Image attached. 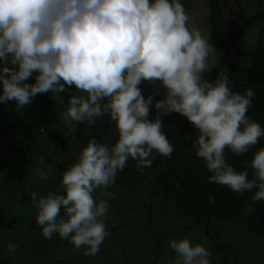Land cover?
I'll list each match as a JSON object with an SVG mask.
<instances>
[{
    "label": "clouds",
    "instance_id": "9594fccd",
    "mask_svg": "<svg viewBox=\"0 0 264 264\" xmlns=\"http://www.w3.org/2000/svg\"><path fill=\"white\" fill-rule=\"evenodd\" d=\"M189 19L181 0H0V103L14 101L22 110L51 92L60 105L61 94L74 88L80 94L67 99L62 119L95 125L107 115L118 136L111 146L88 141L62 174V194L30 193L46 239L58 234L85 255L99 253L109 235L103 222L109 207L94 192L114 185L130 158L143 171L154 151L171 157L161 119L171 113L198 130L195 154L210 182L237 193L257 189L252 199L264 200V148L245 165L251 178L225 159L226 149L238 156L264 137L247 116L255 93L234 92L227 70L205 79L216 50ZM145 82L154 86L147 97ZM167 246L174 254L169 264H211V252L199 243L169 239Z\"/></svg>",
    "mask_w": 264,
    "mask_h": 264
},
{
    "label": "trees",
    "instance_id": "16d2710c",
    "mask_svg": "<svg viewBox=\"0 0 264 264\" xmlns=\"http://www.w3.org/2000/svg\"><path fill=\"white\" fill-rule=\"evenodd\" d=\"M201 1L205 3L207 11L204 24L208 29L209 43L216 50L213 64L215 68L204 73L205 79L211 82L218 72L227 70L229 86L234 92L243 94L246 88H251L255 95L247 116L264 128V3H255L253 11L245 13L243 3L246 0ZM231 8L237 10L234 18L237 27L234 31L223 28V18L227 19ZM257 22H260L259 25ZM255 25V42L248 48H242L238 45L239 40ZM28 82L32 83L34 80ZM140 88L145 97L154 90V86L146 82ZM61 95L65 100L60 105L48 93L35 96L31 104L36 107L37 119L26 116L28 106L17 110L14 101L0 103V169L6 171L9 167L6 153L10 150L23 153V167L24 157L32 153L35 156L41 154L40 157L50 169L49 175L42 178L32 174L26 176L21 164L16 186L10 190L11 194L9 192V205L15 202L23 210L14 212L13 207L7 209L0 203V264L93 263L94 256L86 263L75 254L82 253L84 248L76 249L58 234H53L51 239L42 235L30 197L33 191L41 196L58 194L63 172L76 162L79 152L87 146L90 139L95 137L98 143L111 146L118 138L115 125L107 115L97 117L95 125H89L87 121L74 122L73 129L68 130L59 119L71 95L67 92ZM39 101H43L45 105ZM150 114L151 119L156 115V109L151 108ZM161 119L164 124L162 132L174 148L171 157L161 156L154 151L152 155L155 158L151 167H145L143 171L138 170L137 161L130 158L123 170L117 172L115 184L103 190L112 199L114 196L122 199L118 202V210L132 211L140 220H147V233L153 235L150 239L155 236L160 239L154 249L148 248L152 254L161 247L163 240H167L166 237H173L169 235L199 226L203 228L206 239L212 240L215 245L211 258L216 264H234L236 260H228L224 254V244L227 241L221 239L223 248L217 245L219 234L224 235L227 230L233 234L235 231L230 227L234 229L243 226L247 232L264 238V200L252 199L257 189L237 193L227 186L210 182L208 177L211 173L195 154L194 143L199 135L198 130L178 113L164 115ZM261 148H264V137L247 153L238 156L226 149V163L237 172L247 171L251 178L252 169L245 165L250 162L253 153ZM54 155L52 161L50 157ZM153 218H157L158 224L164 219L178 223L172 225V230L158 233L152 231ZM122 226L118 224L109 230ZM166 262L169 264L167 259Z\"/></svg>",
    "mask_w": 264,
    "mask_h": 264
},
{
    "label": "rangeland",
    "instance_id": "374dc122",
    "mask_svg": "<svg viewBox=\"0 0 264 264\" xmlns=\"http://www.w3.org/2000/svg\"><path fill=\"white\" fill-rule=\"evenodd\" d=\"M259 1L264 3V0H246L243 3L244 11H246L245 13L252 12L253 5H255V3L257 4ZM181 3L183 4L187 14L190 17L189 27L198 29L206 38H208V29L206 24H204V19L207 14L205 3L201 0H181ZM236 13L237 10L235 8H231L229 14L226 16L227 19L225 20L223 18L224 29H229L230 31L235 30V28L237 27V22L234 21ZM258 23L260 22H257L256 24ZM256 29V25L250 27L246 31L244 37L239 40L238 45L242 48H248L249 46H251L253 42H255V37L257 34ZM215 58V53H212L209 59V63L211 65L214 64ZM67 93H69L70 95L80 94L76 92L74 88L69 89ZM48 95L52 97L53 94L49 92ZM39 102H42L43 105H45L43 101ZM52 103L54 102L52 101ZM26 106H28L26 108V116H29L32 119H37L38 117L35 112V105L33 103H30L25 105L24 107ZM66 106L67 104H65V107ZM62 113L61 119H59V121H63L68 130H72L74 122H72L71 126H69L62 119ZM0 114L2 115V112ZM27 121L28 120H26V122ZM40 127L45 129L42 125ZM11 140L12 137L10 138V141ZM6 154L9 157V167L6 171H4V169H0V203H2V205L5 206L7 209L13 207L14 212L22 211L23 209L21 207H18L17 203L14 204V202L12 205L9 204L11 201L10 194L12 193V191L10 190L14 189L16 186L18 179V169L21 168V164L23 167V153L14 152V150H10ZM56 155H58V153ZM40 156L41 154L39 156L38 154L35 156V154L33 155L32 153H29L26 155V157H24L25 164L23 167V173L26 176H30L32 174L37 176L38 178H42L45 177L47 174L49 175L50 169L48 165H46V163L43 161L44 159H42ZM54 157L55 155L50 157V159L53 161ZM59 188L60 190L58 194H62L61 185L59 186ZM93 195L94 198L97 200L105 199L108 202L109 211L103 221L104 223H106V229L109 230L111 227L118 224H121L123 226L108 231L109 235L101 244L100 251L97 255L94 256L95 261L93 260V263L91 264H167L166 259L170 262L172 256L174 255L171 252V249L167 246L168 241L169 239L180 238H186L193 244L199 243L204 246L208 251H210L211 254L214 253L215 245H213V241L206 239V235L204 234L203 228L195 226L185 229L179 234L173 233L169 235L173 237H166L167 240H163L161 247H158L156 253L152 254L151 250L149 251L148 248L154 249L155 245L158 244L157 240L160 239H158L157 236H155L153 239H150L153 235L147 233V220L145 222V219L140 220L137 214L132 213V211L118 210V202L122 199L118 196H114V199H112V197L107 196V192L103 189H97ZM114 200L116 201V203H114ZM177 223L178 222L169 219H164L161 221L160 224H158L157 218H153L151 228L153 232L157 231L158 233H163L166 230H172V225H175ZM229 229L234 230L235 233L232 234L230 231L227 230L224 231L226 232L224 235H222V233L219 234V240L217 237H213L214 239L218 240L217 245L222 246V248L223 243L221 242V239H225L227 241V243L224 244V254L226 255L227 259H235L236 261L234 264H264V238L257 237L256 235L247 232L243 228V226L241 228L236 227L234 229L230 227ZM84 252L85 250L80 254H75L77 256L79 255L87 263L88 260L90 261L92 256L85 255ZM209 259L212 264H216V261L213 258L211 259V256L209 257Z\"/></svg>",
    "mask_w": 264,
    "mask_h": 264
},
{
    "label": "crops",
    "instance_id": "0c3cea01",
    "mask_svg": "<svg viewBox=\"0 0 264 264\" xmlns=\"http://www.w3.org/2000/svg\"><path fill=\"white\" fill-rule=\"evenodd\" d=\"M212 259V258H211ZM212 264V263H211Z\"/></svg>",
    "mask_w": 264,
    "mask_h": 264
}]
</instances>
